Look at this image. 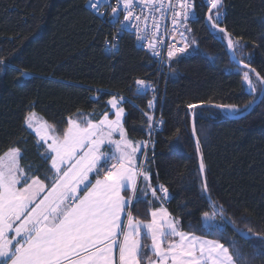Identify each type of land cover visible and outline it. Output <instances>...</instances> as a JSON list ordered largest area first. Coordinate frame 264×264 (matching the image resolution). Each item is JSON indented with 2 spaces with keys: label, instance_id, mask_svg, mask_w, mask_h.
I'll use <instances>...</instances> for the list:
<instances>
[{
  "label": "trees",
  "instance_id": "obj_1",
  "mask_svg": "<svg viewBox=\"0 0 264 264\" xmlns=\"http://www.w3.org/2000/svg\"><path fill=\"white\" fill-rule=\"evenodd\" d=\"M88 1L0 0V155L18 147L22 167L49 184L50 160L42 159L44 149L25 123L28 113H39L62 134L69 118L89 115L98 121L110 112L108 100L124 97L126 133L133 141L148 142L143 172L152 187L168 189L165 205L180 229L218 240L234 256L239 250L243 260L238 264H264V96L248 112L262 83L250 72L260 93H247L219 31L226 29L238 41V59L264 79V0H223L211 13L216 28L207 23L210 6L199 0L190 24L197 52L177 55L164 65L137 47L129 33L121 35L118 51L112 52L106 42L117 28L91 12ZM136 80L157 85V93H138ZM154 99L151 110L148 102ZM206 104L242 110L235 113L237 119L224 109L190 112L189 105ZM146 200L132 203L134 218L149 219L150 196ZM210 200L250 238L241 237L217 214L205 220L204 212L211 216L215 211Z\"/></svg>",
  "mask_w": 264,
  "mask_h": 264
},
{
  "label": "snow or ice",
  "instance_id": "obj_2",
  "mask_svg": "<svg viewBox=\"0 0 264 264\" xmlns=\"http://www.w3.org/2000/svg\"><path fill=\"white\" fill-rule=\"evenodd\" d=\"M208 2L210 13L222 6V0ZM123 3L127 10L133 0H123ZM192 6L190 0H181L182 11L174 13L173 23L178 22L177 16L186 20ZM92 7L96 8L97 4ZM112 11L115 13L117 9ZM219 15L217 11V19ZM129 16L131 12L125 20ZM208 19L212 21V15ZM212 26L216 28L218 24L213 22ZM219 31L225 34L227 47L235 50L238 41H233L226 29L219 28ZM188 46L169 48V58L186 52ZM149 48L159 55L155 44L150 42ZM243 79L255 91L249 72H244ZM135 83L138 93L148 87L144 80ZM123 100L124 97L113 96L107 102L115 110V119H109L107 112L97 122L69 118L62 134L57 133L54 125L40 120L35 112L28 113L25 123L35 131L37 144L46 145L42 159L50 160L54 176L50 188L39 176H29L31 169L26 171L21 167L22 153L18 147L0 155V264H141L142 260L147 264H238L243 260L239 250L234 256L218 240L202 239L180 230L166 209L151 211L148 223L133 217L129 208L134 198L139 199L137 178L143 176L148 181L149 177L136 164L138 144L134 146L127 139L122 123L125 109L120 106ZM148 106L151 108L153 101ZM194 107L197 105H189ZM216 107L237 110L236 105ZM148 119L151 121L152 117ZM114 133L120 139H113ZM105 144L114 145V149L104 151ZM197 152H200L199 140ZM199 171L202 175L205 171L202 155ZM92 173L97 177L95 183L89 178ZM159 190L162 198L167 199L168 189L160 185ZM128 191L131 195L122 194ZM202 191H209L206 179L202 182ZM42 193L45 194L41 196ZM151 194L156 197L157 189L152 188ZM220 211L222 214V207ZM215 215V211L211 216L203 213L205 220ZM145 238L151 240L150 245L143 243Z\"/></svg>",
  "mask_w": 264,
  "mask_h": 264
},
{
  "label": "built area",
  "instance_id": "obj_3",
  "mask_svg": "<svg viewBox=\"0 0 264 264\" xmlns=\"http://www.w3.org/2000/svg\"><path fill=\"white\" fill-rule=\"evenodd\" d=\"M198 1L190 0L193 6L189 9L188 18L185 20L182 16H177L175 17L178 21L176 24L173 23L174 13L182 11L180 7L181 0H152V2L133 0L131 7L127 10H125L123 0H120L119 4L117 0H89L87 7L103 21H110L117 28L114 35L116 38L113 37L106 42L112 52L118 51L121 35L129 33L133 36L137 47L149 51L156 62L163 65L171 59L168 56L169 48L175 50L184 47L185 44L190 45V24L195 18ZM201 1L211 6L208 0ZM92 4H97V7L93 8ZM113 8L117 9L115 13L112 11ZM129 12H131V16L128 20H125V16H128ZM136 17H140V19H136ZM137 37H140V39H137ZM150 42L156 45V52L159 55L154 54L149 48ZM185 53H177V55H185ZM147 85L148 87L141 91L157 93V85L151 83H147ZM152 101L153 106L149 107L151 110L155 107V99ZM151 117L154 121V117Z\"/></svg>",
  "mask_w": 264,
  "mask_h": 264
},
{
  "label": "crops",
  "instance_id": "obj_4",
  "mask_svg": "<svg viewBox=\"0 0 264 264\" xmlns=\"http://www.w3.org/2000/svg\"><path fill=\"white\" fill-rule=\"evenodd\" d=\"M85 117H87L88 119H92L91 118V116H89V115H86V116H83V117H77L78 119H82V118H85ZM124 118H125V116H124ZM93 120V119H92ZM83 122V121H82ZM93 122H97V121H94L93 120ZM123 126H124V121H123ZM29 129V128H28ZM124 129H125V127H124ZM30 130V129H29ZM31 131V130H30ZM126 131V130H125ZM32 132V131H31ZM32 133H34V135L37 137V135L35 134V132H32ZM113 139H116V140H118V139H120V137H119V134L118 133H114L113 134ZM127 139H129V140H131L129 137H128V135H127ZM37 140H38V137H37ZM132 142H133V145L134 146H136L137 144H138V147H139V150L137 151V153H136V164H137V166H138V168L140 169L141 168V163H142V155H143V152H144V150L146 149V147H147V145H148V142H144V141H133V140H131ZM49 143H50V141H49ZM42 147H43V149H44V152H45V148H46V145H43V143L41 142V144H40ZM114 149V145H108V144H105L104 146H103V150L104 151H111V150H113ZM22 153V152H21ZM20 164H21V162H20ZM21 167H22V165H21ZM24 168V167H23ZM25 169V168H24ZM26 170V169H25ZM27 171V170H26ZM143 172V171H142ZM143 173H145V172H143ZM29 176H32V175H29ZM149 177V176H148ZM89 178H90V180L92 181V183H95V179L97 178L96 177V174H94V173H92V174H90L89 175ZM143 180V181H142ZM45 183V185H46V187H48V186H50L51 185V182H49V184L48 183H46V182H44ZM149 184L151 185V183H150V178H149V180L148 181H145L144 180V177L143 176H140V177H138L137 178V196L139 197V198H144V199H146L147 198V200H148V198H149V196H150V201L148 202L147 200V202L152 206L151 207V209H150V216H149V219L148 220H140V221H142V222H144V223H148V222H150L151 221V211H153V210H158V209H166L167 210V208H166V205H165V203L168 201V199H169V195H168V198L167 199H162L161 197L160 198H158L159 197V195L157 194V196L156 197H154V196H152V194H151V192H152V188H156L157 189V191H158V188L159 187H149ZM45 193H42L41 194V196H43ZM83 193H81V195H82ZM122 194H124L125 195V193H122ZM168 194H169V192H168ZM127 195H131V192L130 191H128L127 192ZM126 195V196H127ZM135 200H137V199H133V202L135 201ZM155 202L157 203V204H155ZM167 212L169 213V211L167 210ZM170 219H173V220H175L172 216H171V214H170V217H169ZM136 219V218H135ZM139 220V219H138ZM176 221V220H175ZM177 226H178V228L180 229V227H179V224H177ZM181 230V229H180ZM10 235V234H9ZM196 236V235H195ZM199 237V236H198ZM200 238H202V239H207V238H203V237H200ZM173 239H176V240H178L179 238L178 237H175V238H173ZM207 240H211V239H207ZM143 243L145 244V245H150L151 244V240L150 239H148V238H145L144 240H143ZM166 246V245H165ZM145 251L147 252V248H145ZM148 255L149 256H151V253H148ZM152 259H155V257L154 256H152ZM141 264H147V261L146 260H142V262H141Z\"/></svg>",
  "mask_w": 264,
  "mask_h": 264
},
{
  "label": "water",
  "instance_id": "obj_5",
  "mask_svg": "<svg viewBox=\"0 0 264 264\" xmlns=\"http://www.w3.org/2000/svg\"><path fill=\"white\" fill-rule=\"evenodd\" d=\"M222 2H223V0H222ZM211 7V6H210ZM213 10H215V9H212V11ZM212 11H211V13H212ZM211 13L210 12H208V15H207V23L208 24H213V22L212 21H210L209 19H208V17H209V15H211ZM228 50H229V53H230V55H231V58H232V60H233V62H234V64L235 65H237V66H239V67H241V68H244V69H247L248 71H250V72H252L251 71V69H254L252 66H250L249 65V67L248 68H245L244 67V65L246 64V63H244V62H242L241 60H239L238 59V57H237V55H236V53H235V51L233 50V49H229L228 48ZM248 65V64H247ZM253 74H254V76L255 77H257V71L255 70V72H252ZM259 74V73H258ZM260 81L262 80V77L259 75V77H257ZM262 83V82H261ZM263 96H264V83H262V92H261V94H260V96H259V98L254 102V103H252V105L249 107V109H248V112L249 111H251L261 100H262V98H263ZM216 105H218V104H206V105H197V107H194V108H191L190 109V112H192V110L193 109H197V108H203V107H207V108H216V109H224V110H226V112H227V114H228V116L230 117V118H233V119H237V118H239V115H236L231 109H226V108H218V107H216ZM191 121H192V127L193 126H195V119H194V116L192 115V118H191ZM194 138H195V140H196V134H194ZM202 179L203 180H205L206 178H205V172L203 173V175H202ZM206 193V195L208 194L207 192H205ZM210 204H211V206L214 208V210H215V212H216V214L220 217V219L222 220V221H224L227 225H229V226H231L241 237H243V238H245V239H249L250 238V234H249V232L248 231H240V230H238L237 228H235L232 224H231V222L226 218V216L224 215V213L222 212V214H221V211H220V209H218V208H216L215 206H214V203L212 202V200H210ZM256 236H258V235H254V237H256Z\"/></svg>",
  "mask_w": 264,
  "mask_h": 264
},
{
  "label": "rangeland",
  "instance_id": "obj_6",
  "mask_svg": "<svg viewBox=\"0 0 264 264\" xmlns=\"http://www.w3.org/2000/svg\"><path fill=\"white\" fill-rule=\"evenodd\" d=\"M196 52H197V47H196L195 43L192 42L191 39H190V45H189V48L187 49L185 55L193 54V53H196ZM202 54L207 55V54L204 53V52H202ZM182 55H183V54H182ZM207 56H208V55H207ZM234 70L237 71V72H240V73L242 74V76H243L244 72H249V77H250V79H251V81H252V85L254 86L255 91H252L251 88L249 87L248 83L243 79V82H244V85H245V89H246L247 93H250V94L254 95L255 97H257V95L260 93V85H259L257 79H255V78L252 76V74L250 73V71H248V70H246V69H244V68L235 67ZM255 97H254V98H255ZM117 98H119V97H117ZM120 106H122V103H121ZM109 107H110V112L108 113V117H109V119H115V110L112 109L111 105H109ZM122 107H123V106H122ZM241 110H242V108L237 107V110H235V111L232 110V111H233L234 113H237V112H239V111H241ZM33 112H35V111H33ZM35 113L37 114V117H38L40 120H42V121H46V120L43 118V116H41L39 113H37V112H35ZM125 114H126V112H125ZM125 114H124V116H125ZM86 118H87V117L82 118V119H78V118H73V119H77V120H79V121L82 122V121H84ZM123 121H124V117H123V119H122V123H123ZM34 124H35V122H34ZM48 124H49V123H48ZM50 125H51V124H50ZM27 127H28V126H27ZM29 129H30L32 132H35V131H34L33 129H31V128H29ZM35 134H36V133H35ZM50 142H51V141H50ZM140 171H141V172L143 171L142 165H141ZM53 176H54V172H53L52 177H53ZM52 177H51V178H52ZM50 182H52V179H51ZM50 187H51V185L48 186V188H50ZM157 194L159 195V197H161V198L163 197V193L159 190V188H158ZM162 199H163V198H162Z\"/></svg>",
  "mask_w": 264,
  "mask_h": 264
},
{
  "label": "bare ground",
  "instance_id": "obj_7",
  "mask_svg": "<svg viewBox=\"0 0 264 264\" xmlns=\"http://www.w3.org/2000/svg\"><path fill=\"white\" fill-rule=\"evenodd\" d=\"M164 65V64H163Z\"/></svg>",
  "mask_w": 264,
  "mask_h": 264
}]
</instances>
